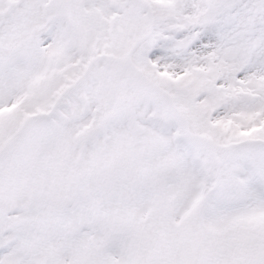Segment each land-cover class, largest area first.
<instances>
[{
  "label": "snow or ice",
  "instance_id": "1",
  "mask_svg": "<svg viewBox=\"0 0 264 264\" xmlns=\"http://www.w3.org/2000/svg\"><path fill=\"white\" fill-rule=\"evenodd\" d=\"M0 264H264V0H0Z\"/></svg>",
  "mask_w": 264,
  "mask_h": 264
}]
</instances>
